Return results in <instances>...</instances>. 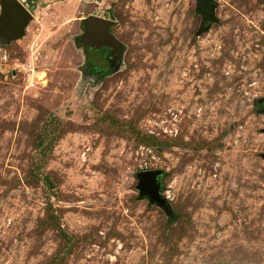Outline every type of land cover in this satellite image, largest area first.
Segmentation results:
<instances>
[{
    "label": "rangeland",
    "instance_id": "rangeland-1",
    "mask_svg": "<svg viewBox=\"0 0 264 264\" xmlns=\"http://www.w3.org/2000/svg\"><path fill=\"white\" fill-rule=\"evenodd\" d=\"M19 1L0 264H264V0H214L202 32L196 0ZM88 16L113 21L112 68L79 43ZM155 169L171 215L139 197Z\"/></svg>",
    "mask_w": 264,
    "mask_h": 264
},
{
    "label": "water",
    "instance_id": "water-1",
    "mask_svg": "<svg viewBox=\"0 0 264 264\" xmlns=\"http://www.w3.org/2000/svg\"><path fill=\"white\" fill-rule=\"evenodd\" d=\"M0 44L18 39L24 34V29L32 18L31 13L19 0H0ZM216 2L214 0H196V14L202 16L200 31H207L217 22L214 14ZM84 34L79 43L90 50L107 49V61L111 68L122 59L124 47L111 33L113 21L88 16L82 21ZM163 171L159 169L144 170L137 173V189L139 197H147L151 204L159 206L167 215L172 214L167 198L162 195L160 177Z\"/></svg>",
    "mask_w": 264,
    "mask_h": 264
},
{
    "label": "flooded vegetation",
    "instance_id": "flooded-vegetation-1",
    "mask_svg": "<svg viewBox=\"0 0 264 264\" xmlns=\"http://www.w3.org/2000/svg\"><path fill=\"white\" fill-rule=\"evenodd\" d=\"M96 53V54H95ZM93 52L94 61L97 62L95 68L97 71H101L104 68V65L108 63L107 61V49L103 48L101 50H97Z\"/></svg>",
    "mask_w": 264,
    "mask_h": 264
},
{
    "label": "trees",
    "instance_id": "trees-1",
    "mask_svg": "<svg viewBox=\"0 0 264 264\" xmlns=\"http://www.w3.org/2000/svg\"><path fill=\"white\" fill-rule=\"evenodd\" d=\"M91 54H93V53H91Z\"/></svg>",
    "mask_w": 264,
    "mask_h": 264
}]
</instances>
